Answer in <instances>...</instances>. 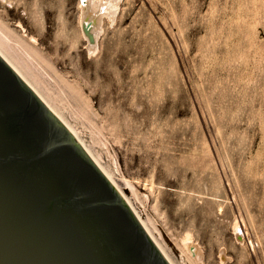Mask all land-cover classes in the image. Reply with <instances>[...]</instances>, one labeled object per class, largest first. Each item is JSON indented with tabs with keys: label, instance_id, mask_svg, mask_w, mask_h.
Masks as SVG:
<instances>
[{
	"label": "rangeland",
	"instance_id": "rangeland-1",
	"mask_svg": "<svg viewBox=\"0 0 264 264\" xmlns=\"http://www.w3.org/2000/svg\"><path fill=\"white\" fill-rule=\"evenodd\" d=\"M115 16L90 55L79 0H0L42 59L6 45L174 260L188 233L202 264H264V0H120Z\"/></svg>",
	"mask_w": 264,
	"mask_h": 264
},
{
	"label": "water",
	"instance_id": "water-1",
	"mask_svg": "<svg viewBox=\"0 0 264 264\" xmlns=\"http://www.w3.org/2000/svg\"><path fill=\"white\" fill-rule=\"evenodd\" d=\"M0 264H170L74 134L1 56Z\"/></svg>",
	"mask_w": 264,
	"mask_h": 264
},
{
	"label": "bare ground",
	"instance_id": "bare-ground-1",
	"mask_svg": "<svg viewBox=\"0 0 264 264\" xmlns=\"http://www.w3.org/2000/svg\"><path fill=\"white\" fill-rule=\"evenodd\" d=\"M119 2L120 0H79V19L78 21L80 25L81 36L84 40V46L88 54L93 55L99 51L101 34L103 32V25H102L103 19L106 18L109 23H113V20L116 17L115 16L116 12L118 11V8H119ZM16 26L20 28L21 34L17 33L14 29L10 28L6 23L0 22V56L34 90V92L39 96V98H41V100L47 105V107L74 134V136L81 143V145L85 148V150L94 160V162L99 166V168L103 171V173L107 176V178H109V180L115 185V187L123 195L127 203L131 206L136 216L140 220L141 224L144 226L147 233L154 240V242L159 247L163 255L169 261V263L178 264L174 260V258L169 254V252L165 249V247L156 238L152 230L154 229L153 226L151 225L152 228L149 227V225L141 217L139 211L133 205L131 200L121 190L114 176V172L110 168L106 167L105 165L101 163V160H99V157L96 154H94L95 152H93L92 149L82 139L75 125L64 114V112L62 111L61 105H59L58 102L47 91H45L41 87L40 85L41 79L39 75L35 71H33L25 61L23 62V59L21 57L15 55V51H13L10 47L6 45L7 40L10 41L12 44L15 42L16 44L19 45L17 47L23 50L24 54L26 55L34 54L37 57L41 58V55L39 54L35 46L37 42L36 38L33 35H30L26 32V29H24L25 25L23 26V24L20 21L17 22ZM233 230L235 232L236 238L239 241H242L243 232H241L238 223L233 224ZM179 249H180V255L182 257L181 263L179 264H188V263L202 264L204 254L202 252L201 246L191 237L190 234L187 233L182 238L181 243L179 245ZM220 255L222 258L225 256L222 250H221Z\"/></svg>",
	"mask_w": 264,
	"mask_h": 264
}]
</instances>
